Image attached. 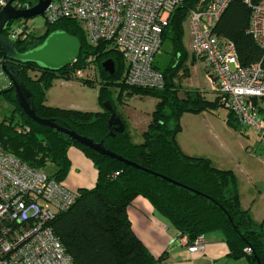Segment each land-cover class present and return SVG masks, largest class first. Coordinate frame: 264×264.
Returning <instances> with one entry per match:
<instances>
[{"label":"trees","instance_id":"obj_1","mask_svg":"<svg viewBox=\"0 0 264 264\" xmlns=\"http://www.w3.org/2000/svg\"><path fill=\"white\" fill-rule=\"evenodd\" d=\"M201 1L185 0L176 8L163 36V45L167 41L171 43V56L178 64L163 69L165 86L162 89L129 87L124 77L121 89L128 88L131 94L151 95L159 100L154 120L144 132V143L140 145L131 141L124 120V132L109 135L111 113L107 110L94 113L46 105V94L54 80H71L79 71L99 62L104 82L99 99L102 104L110 103L115 110L109 87L115 85L114 81L120 79L124 71L126 74L125 61L117 50H106L105 44H90L78 22L65 19L53 25L46 23L48 28L43 36L27 35L23 30L14 40L16 49L24 53L41 45L55 31L77 37L82 45L79 59L59 72L41 69L36 64L9 61L0 48L5 66L22 69L20 80L34 96L38 117L53 120L61 127L97 143L103 142L107 150L136 165L100 154L63 132L35 123L20 108L11 86L0 89V95L14 107L12 117L0 124V145L3 149L37 169L54 165L56 171L51 177L59 182H63L71 170V147L80 149L97 168L95 187L81 190L75 204L57 215L52 223L56 236L74 264H164L166 255L154 257L132 228L128 209L140 196L148 199L155 212L189 244L200 236L220 232L231 260L247 259L250 264H264V219L260 225H254L249 211L242 208L233 172L214 167L209 159L186 155L177 142L181 131L180 119L186 113L222 115L224 112L229 126L247 130L232 111L221 105L219 98L208 99L199 89L186 90L184 96H180L181 89L176 84L178 73L185 67V76L190 75L185 65L184 25L189 12ZM259 1L253 0V3ZM14 4L27 9L36 2L17 0ZM251 12L252 8L242 0H233L222 15L215 33L235 43L242 67L260 64L264 70V49L249 33ZM14 23L4 33L5 36H8ZM108 59L115 63L114 76L102 67ZM32 73L36 76L33 77ZM83 80L94 86L93 81ZM261 111L264 113V109ZM6 121L12 122L7 124Z\"/></svg>","mask_w":264,"mask_h":264},{"label":"built area","instance_id":"obj_2","mask_svg":"<svg viewBox=\"0 0 264 264\" xmlns=\"http://www.w3.org/2000/svg\"><path fill=\"white\" fill-rule=\"evenodd\" d=\"M184 1L53 0L44 17L50 25L65 19L76 21L90 44L117 50L127 67L125 84L129 87L162 89L165 77L156 55L176 8ZM232 1L202 0L189 12L192 51L207 61V80L221 105L244 128L258 133L264 144V113L258 104L264 100V70L260 64L242 67L235 43L215 33ZM242 1L252 8L249 33L264 49V0ZM8 2L0 0V9ZM22 31L11 27L7 37L14 41ZM4 65L5 59L0 57V89L11 86ZM79 196V191L70 190L0 145V264H74L52 223ZM185 241L193 254L206 249L205 236L192 244Z\"/></svg>","mask_w":264,"mask_h":264},{"label":"rangeland","instance_id":"obj_3","mask_svg":"<svg viewBox=\"0 0 264 264\" xmlns=\"http://www.w3.org/2000/svg\"><path fill=\"white\" fill-rule=\"evenodd\" d=\"M12 27L18 31L24 30V34L33 33L38 37L43 36L48 28L44 15L16 21ZM184 27L183 44L187 53L185 65L190 70V75L185 76V67L178 73L176 84L181 89L180 96L183 97L186 90L199 89L208 99H215L216 95L211 91L207 80L210 71L207 61L195 56L192 51L188 20ZM171 51V43L167 41L157 53L156 63L161 70L178 64L173 60ZM100 71L97 62L88 66L86 70L79 71L71 80H54L52 90L48 93V104L60 102L61 108L64 109L105 112V104L99 99L100 89L104 84ZM124 73L125 71L109 89L116 114L125 121L131 141L140 145L144 143V130H148L154 120L159 100L151 95L131 94L132 91L128 88L121 89ZM31 75L36 76L33 73ZM83 79L93 81L94 86L84 83ZM261 104L264 103L261 101ZM13 109V105L0 95V124L12 117ZM6 122L11 124L12 121ZM180 124L181 131L177 135V142L182 151L188 156L209 159L218 169L232 171L237 179L242 208L249 211L254 225H260L264 219V144L260 142L258 133L250 129H235L229 126L224 112L222 115L207 112L186 113L181 117ZM40 170L52 176L56 168L49 164ZM220 236V232L216 233L217 243L222 240ZM247 262V259L241 260V263Z\"/></svg>","mask_w":264,"mask_h":264},{"label":"water","instance_id":"obj_4","mask_svg":"<svg viewBox=\"0 0 264 264\" xmlns=\"http://www.w3.org/2000/svg\"><path fill=\"white\" fill-rule=\"evenodd\" d=\"M16 1L17 0H10L3 9H0V48L3 51L5 59L19 64H36L41 69L52 72H59L74 65L80 57L82 45L77 37L63 31L51 33L41 45L27 52L20 53L16 49L14 41L4 35L10 25L16 21L29 20L37 16L45 15L53 0H32L35 1L36 4L28 9L15 8L14 2ZM102 67L106 73L111 76L115 75L116 67L113 60H106ZM3 71L11 82V90L14 92L20 108L26 116L35 123L63 132L81 145L100 154L118 159L128 165L136 166L134 163L127 161L116 153L107 150L103 142L97 143L88 137L77 134L75 131L61 127L53 120L38 117L34 105V96L20 80L22 69L17 66L4 65ZM105 108L111 113L109 118V135L114 136L116 133L124 132L125 123L123 119L116 114L110 103H105ZM160 176L174 184L183 186L176 181L162 175Z\"/></svg>","mask_w":264,"mask_h":264},{"label":"crops","instance_id":"obj_5","mask_svg":"<svg viewBox=\"0 0 264 264\" xmlns=\"http://www.w3.org/2000/svg\"><path fill=\"white\" fill-rule=\"evenodd\" d=\"M51 90L52 88L47 91L46 105L61 108L60 102H57L58 104L53 102L51 104L53 106L48 104V93ZM262 102L264 103V100ZM258 104L264 109L261 101ZM69 157L71 170L63 181L66 187L79 192L94 188L98 180V171L94 163L76 147L70 148ZM128 214L135 234L151 254L156 258L166 255L164 264H244L241 260L234 261L228 257V247L222 233H220L221 242L216 241L218 232L205 236V251L191 253L185 238H182L173 226L161 218L155 212L151 202L142 196L129 207ZM246 264H250L249 261Z\"/></svg>","mask_w":264,"mask_h":264}]
</instances>
